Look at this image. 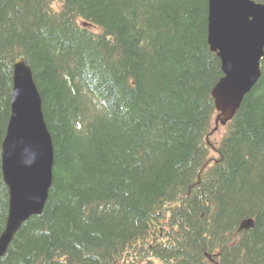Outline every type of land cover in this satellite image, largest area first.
Segmentation results:
<instances>
[{
    "label": "trees",
    "instance_id": "1",
    "mask_svg": "<svg viewBox=\"0 0 264 264\" xmlns=\"http://www.w3.org/2000/svg\"><path fill=\"white\" fill-rule=\"evenodd\" d=\"M61 1L0 0V142L21 56L54 149L43 211L0 264H262L264 56L215 150L207 0ZM7 195L0 169V232Z\"/></svg>",
    "mask_w": 264,
    "mask_h": 264
},
{
    "label": "water",
    "instance_id": "2",
    "mask_svg": "<svg viewBox=\"0 0 264 264\" xmlns=\"http://www.w3.org/2000/svg\"><path fill=\"white\" fill-rule=\"evenodd\" d=\"M207 37L226 74L212 90L216 106L233 111L259 75L264 3L208 0ZM52 164L53 147L40 94L30 66L18 58L13 63L10 115L1 143V170L8 186L9 207L0 248H4L29 214L40 212L51 184ZM249 226V222L244 224V228Z\"/></svg>",
    "mask_w": 264,
    "mask_h": 264
},
{
    "label": "bare ground",
    "instance_id": "3",
    "mask_svg": "<svg viewBox=\"0 0 264 264\" xmlns=\"http://www.w3.org/2000/svg\"><path fill=\"white\" fill-rule=\"evenodd\" d=\"M217 115L215 117L221 119L222 121H227L230 118H232V116L236 113L237 109H234L233 111H231L230 107H225V108H215ZM229 111V113H228ZM231 112V113H230Z\"/></svg>",
    "mask_w": 264,
    "mask_h": 264
}]
</instances>
